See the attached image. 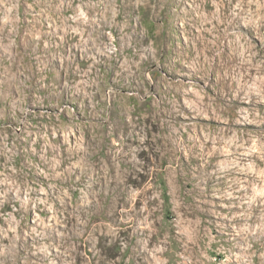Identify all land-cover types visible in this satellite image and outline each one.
<instances>
[{
	"label": "clouds",
	"instance_id": "1",
	"mask_svg": "<svg viewBox=\"0 0 264 264\" xmlns=\"http://www.w3.org/2000/svg\"><path fill=\"white\" fill-rule=\"evenodd\" d=\"M0 264H264V0H0Z\"/></svg>",
	"mask_w": 264,
	"mask_h": 264
}]
</instances>
